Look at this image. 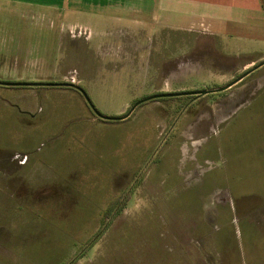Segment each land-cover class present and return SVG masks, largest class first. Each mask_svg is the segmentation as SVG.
Segmentation results:
<instances>
[{
  "label": "rangeland",
  "instance_id": "1",
  "mask_svg": "<svg viewBox=\"0 0 264 264\" xmlns=\"http://www.w3.org/2000/svg\"><path fill=\"white\" fill-rule=\"evenodd\" d=\"M52 17L0 14V81L72 82L106 116L122 115L148 95L229 82L197 81L195 72L201 67L196 64L202 63V49L210 43L198 32L173 31L165 37L160 29L152 31L155 35L144 31L137 43L133 24L122 19L110 23L108 31L127 29L123 37L133 46L121 50L113 44L97 52L86 41L87 20ZM88 22L92 29L106 28ZM104 51L112 56L122 51L127 58L139 53L145 61L124 66L100 56ZM235 63L203 68L225 73L218 80L234 73L231 81L248 69L239 60ZM263 82L264 66L224 94L150 100L121 121L95 117L82 96L68 87L0 85V264H228L221 253L231 245L237 255L228 258L229 264L264 263V206L255 204L257 194L245 195L253 208L250 212L243 206L242 213L243 218L251 215L261 232L262 251L254 258L244 238L238 235V244H232L227 234L239 219L227 191L202 198L197 210H180L174 199L181 192L170 194L169 177L165 186L160 183L164 167L153 162L164 149L157 146L171 131L168 138L175 137L177 128H185L180 137L193 147H174V153L185 157L187 149L194 151L197 127L202 126L197 109L203 107L199 110L210 132L212 118H227L225 103L233 105L229 113L237 110L249 100L245 91H258ZM177 87L187 90H170ZM215 165L205 162L200 171L195 162L178 165L173 185L185 178L181 189L186 190L191 177L213 171ZM222 205L231 207L227 216L224 207L217 208ZM227 218L229 223H220Z\"/></svg>",
  "mask_w": 264,
  "mask_h": 264
},
{
  "label": "crops",
  "instance_id": "2",
  "mask_svg": "<svg viewBox=\"0 0 264 264\" xmlns=\"http://www.w3.org/2000/svg\"><path fill=\"white\" fill-rule=\"evenodd\" d=\"M0 14H9L10 16L17 14L20 17L23 14H50L53 16L52 18H61L68 15L75 18V20H87L84 23L89 27L86 41L89 45L94 44L93 46L97 52L100 47L105 50L113 44H115V48L122 47L121 50L126 49L125 46L130 47L129 44L133 46L123 37V30L127 29L121 28L108 31L110 23L120 22L122 19H127L133 24L135 42L137 43L140 42V36L138 37V35L141 34L140 32L144 33V31L152 34V31L155 30L156 32L157 29H160L164 31L165 37L173 31L179 34L198 32L206 35L210 43L208 44L207 41L209 46L202 49L205 50V52H201L202 63L196 64V67H201V69H197L195 74L198 76V82L203 81L208 84L230 82L234 73H231L229 78L218 80L220 79L218 74L225 73L213 69H206L205 71L203 67L230 66L235 65V62L239 60V66L246 69L264 60V0H0ZM88 21L93 22L94 26L105 24L106 28L99 30L94 27L96 30L92 29L87 25L89 24ZM2 34L0 38L3 39ZM131 42L135 43L134 41ZM105 52H102L100 56H103L106 60L121 62V65L124 66H140L145 61L139 53L136 57L133 55L131 58H127L123 56L122 51L121 53H119L120 51L117 52L114 55L115 57L112 56L113 54ZM220 61L225 62L221 63ZM228 61H231L232 64ZM148 64L150 65V63ZM153 65L155 64L153 63ZM184 81H187V78ZM207 89L211 88L208 87ZM170 90H187V87H177ZM226 90L215 93L224 94L227 92ZM247 94L249 100L242 107L231 111V113L228 110H232L233 105L228 102L225 103L224 111L227 112L224 113L228 115L227 118L223 121L217 119V122H212L214 120L212 118L210 132L209 127H207L209 124L205 125V121H207L205 120V114L204 112L200 113L199 110L203 107L197 109V120L202 121L200 123L202 126L197 127L196 141L199 142L194 151H192V148H189V151L186 150L187 155L185 157L182 154H175L173 148H181V146L187 148L189 145L193 147L192 142L186 143L183 141L181 134L185 131V128L179 130L174 125L173 130L176 128L178 130L176 136L168 138L171 131L163 140V143L157 146V149L160 146H164V149L160 154L155 155L156 161L153 162L156 167H159V165L164 167L163 179L160 183L165 186L166 178L169 177L170 194L173 195V192L178 189L181 192V196L174 199L175 202H180V205H175V208L180 210H197L199 205L202 204V198L216 192L227 191L235 202L239 218L238 220L235 218L236 228L232 227V231L227 234L229 237H233L232 244H238L236 236L240 235L244 238L249 244L248 252L251 257L257 258L258 252L260 254L263 247V242H259L257 239L261 232L255 228L257 224L253 221L251 215L243 218L242 213L243 206H247L246 210L250 212L253 208L245 197L249 193L257 194L255 204L264 206V82L261 83L258 91H245V96ZM185 109H187V106L182 111ZM210 141L213 142L210 143ZM175 157L177 158L175 159ZM186 157L189 158L186 160ZM193 162L198 165L197 171L203 170L205 162L214 163V165L222 162L224 166L218 168L215 165L213 171L203 172L202 174L198 172L196 176L190 178V180H194L191 185L189 184L190 186L185 187L186 190L181 189L182 181L186 182L185 178H180L178 187L173 185L176 182V170H181L184 164L187 165ZM178 165L181 166L180 169ZM188 167L189 165L186 170ZM168 169L171 171L169 176ZM188 172L190 174L192 171L188 169ZM182 177L184 176L182 175ZM195 182L196 186L193 185ZM198 197H201V200L195 202L198 201ZM221 207L225 208V210L223 208V211H226V216L230 214L231 207L229 205H222L217 208L222 210ZM262 220L264 223V218ZM223 222L229 223L228 218L227 220H220V223ZM222 239L224 240L223 236ZM229 245L231 243H228ZM217 246L218 244L213 245L215 252H218ZM226 250L227 247L221 253V257L230 263L228 258L232 261L237 253L234 251V245Z\"/></svg>",
  "mask_w": 264,
  "mask_h": 264
},
{
  "label": "water",
  "instance_id": "3",
  "mask_svg": "<svg viewBox=\"0 0 264 264\" xmlns=\"http://www.w3.org/2000/svg\"><path fill=\"white\" fill-rule=\"evenodd\" d=\"M264 65V60L260 61L259 63L255 64L254 66L248 68L245 70L243 73L238 75L236 78L228 82L227 84L216 87V88H211V89H203V90H193V91H183V92H165V93H158V94H152L145 96L136 102H134L128 110L119 116H106L101 114L90 102L89 97L87 93L81 88L80 86L73 84L72 82H8V81H0L1 86H12V87H18V86H35V87H68L71 88L75 91H77L82 98L84 99L85 103L93 113V115L101 120H108V121H121L126 118H128L131 113L134 111V109L140 105L141 103L150 101V100H155L159 98H167V97H180V96H193V97H200L206 94L210 93H215V92H220L224 91L228 88H230L232 85L236 84L237 82L241 81L245 76L253 72L254 70L258 69L259 67Z\"/></svg>",
  "mask_w": 264,
  "mask_h": 264
},
{
  "label": "trees",
  "instance_id": "4",
  "mask_svg": "<svg viewBox=\"0 0 264 264\" xmlns=\"http://www.w3.org/2000/svg\"><path fill=\"white\" fill-rule=\"evenodd\" d=\"M10 88H15V89H17L18 87H12V86H9ZM159 99H163V98H159ZM107 213V212H106ZM111 213V212H110ZM110 213H108L107 215H106V217H105V219L110 215Z\"/></svg>",
  "mask_w": 264,
  "mask_h": 264
}]
</instances>
